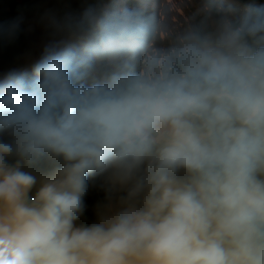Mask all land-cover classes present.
Returning <instances> with one entry per match:
<instances>
[{"label": "clouds", "instance_id": "9594fccd", "mask_svg": "<svg viewBox=\"0 0 264 264\" xmlns=\"http://www.w3.org/2000/svg\"><path fill=\"white\" fill-rule=\"evenodd\" d=\"M22 18L0 19L13 35ZM108 35L109 28L101 23ZM68 47L45 49L37 77L0 82V264H264V6L213 31L149 49L122 88L77 85ZM155 156L117 146L148 147ZM127 179L119 207L81 222L89 171L112 155ZM55 153L37 177L7 157Z\"/></svg>", "mask_w": 264, "mask_h": 264}, {"label": "trees", "instance_id": "16d2710c", "mask_svg": "<svg viewBox=\"0 0 264 264\" xmlns=\"http://www.w3.org/2000/svg\"><path fill=\"white\" fill-rule=\"evenodd\" d=\"M99 2L101 0H0V19L22 18L20 28L13 35L0 31V75L8 73L22 77L23 86L32 88L31 71L26 68L23 74L18 71L24 60L31 55L41 57L47 47L63 39H67L66 44L57 47H68L75 52L77 46L69 35L90 25L88 15L96 12ZM70 9L72 21L67 17ZM70 62L78 63L72 55ZM3 131L0 129V140L11 142L12 137L3 136Z\"/></svg>", "mask_w": 264, "mask_h": 264}, {"label": "rangeland", "instance_id": "374dc122", "mask_svg": "<svg viewBox=\"0 0 264 264\" xmlns=\"http://www.w3.org/2000/svg\"><path fill=\"white\" fill-rule=\"evenodd\" d=\"M140 3L139 5L142 8H151L154 3H150L152 0L149 1V3H144V1L148 0H139ZM203 3L202 0H185L184 1V9L186 13L190 17V24L188 26L183 27V31L185 32V36L192 34V33H202L204 30L203 27V21H205L209 27L210 30H207L209 32L213 31L215 24L217 21L221 20V17H224L222 13L220 14H213V13H208V21L205 19V15H201L203 13V9L201 4ZM226 13H229L228 10H226ZM92 18V17H91ZM102 27H100L101 29ZM206 30V29H205ZM73 39L81 44L82 47H85L88 43L91 42L90 38L87 39L86 42L82 40V43L80 42L81 40V35L75 34L72 35ZM82 57H84V79L85 83L89 82L88 81V73L93 71L97 75H103V80L106 82H110V79H117L120 82V86L123 87L122 83L123 81L120 80L121 74L118 71L119 65L121 66H126L127 60H128V54H120L117 56L110 55L106 59L99 56V54L94 53V54H89L85 55L82 54ZM35 57H30L26 60L25 64L29 67L32 68V65L34 64V61H36ZM111 60H116V70L115 73H111V78H109V73L105 72L104 73V66H107V63ZM87 76V78H86ZM5 77H0V82H4ZM118 82V83H119ZM80 85H84V81L82 79L79 82ZM46 151L45 153H47ZM44 153L41 152L40 154L36 155L39 159V162L36 163H31L30 159L27 161L25 158V161L18 164L20 167H22L24 170L29 171L30 168H33L34 170L37 167L42 166L43 169L48 168L49 166L46 164L45 161H51L53 159L52 157L48 158L47 160H43L41 158V155ZM35 156V157H36ZM36 157V158H37ZM115 164L114 162H111V166ZM114 170L112 171V174L107 178V182H104V176L103 172L96 176H90V180L86 183L85 186V193H84V201H85V211L83 216L81 217V222L89 223L98 218L100 214H106L109 213L112 209L119 207L121 205V202L129 196L131 187L135 180L138 177H141L144 174V165H140L138 168V172H133L131 171L130 175L128 176L127 179L123 178L124 172L121 169H117L116 167H113ZM138 173V176L136 175ZM142 174V175H141ZM109 175V174H108ZM97 177V178H96ZM103 177V178H102ZM107 183V184H106Z\"/></svg>", "mask_w": 264, "mask_h": 264}, {"label": "bare ground", "instance_id": "6f19581e", "mask_svg": "<svg viewBox=\"0 0 264 264\" xmlns=\"http://www.w3.org/2000/svg\"><path fill=\"white\" fill-rule=\"evenodd\" d=\"M106 53V51L105 52H103V54H105ZM105 72H108L109 73V78H110V69H109V66H104V73ZM93 76H97V75H93ZM103 75H101V76H99V80H100V83L102 82H106L105 80H103ZM97 78V77H96ZM95 83H98V82H96L95 81ZM152 147V148H151ZM148 152H153V153H155V154H158V151H159V140L158 141H156L155 143H154V145H150V150H147ZM129 153H135V154H137V155H145V156H147L146 154H145V152H143V153H141V152H138V151H134V149H131L130 151H129ZM111 157V156H110ZM118 158V156H116V157H114L113 159H107L105 162H104V164L102 165V167L100 168V172L102 173L103 172V176H104V182H107V178H109V176L112 174V171L114 170V168L113 167H116L115 166V164L113 165V166H111V162H114L116 159ZM142 166V165H141ZM117 168V167H116ZM138 167H136V168H133L132 169V173L134 172H138ZM144 171V170H143ZM100 172H98V171H94L93 173H91V174H89V177L90 176H96V175H98V174H100ZM133 173V174H134ZM109 174V175H108ZM136 175L138 176V173H136ZM142 175V174H141ZM97 178V177H96ZM107 184V183H106ZM86 194V193H85Z\"/></svg>", "mask_w": 264, "mask_h": 264}, {"label": "water", "instance_id": "95a60500", "mask_svg": "<svg viewBox=\"0 0 264 264\" xmlns=\"http://www.w3.org/2000/svg\"><path fill=\"white\" fill-rule=\"evenodd\" d=\"M9 156H12L13 158H15L16 160H18V155H17V153H13V154H11V155H9Z\"/></svg>", "mask_w": 264, "mask_h": 264}]
</instances>
